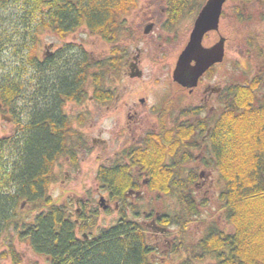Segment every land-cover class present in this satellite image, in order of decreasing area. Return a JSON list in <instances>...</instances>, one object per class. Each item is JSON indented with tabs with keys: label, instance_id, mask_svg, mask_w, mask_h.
Listing matches in <instances>:
<instances>
[{
	"label": "trees",
	"instance_id": "obj_1",
	"mask_svg": "<svg viewBox=\"0 0 264 264\" xmlns=\"http://www.w3.org/2000/svg\"><path fill=\"white\" fill-rule=\"evenodd\" d=\"M104 1L0 0V56L8 49L22 63L18 76L0 77V113L17 126L12 134L0 135V249L6 244L1 256L15 264L21 262V255L13 237L28 240L33 251L47 256L50 264H155L153 243L138 219L127 217L123 210L114 225L86 240L78 236L75 220L67 217L49 192L55 165L68 154L70 126L64 115L62 127L60 107L65 99L86 97L89 74L55 66V62L46 73L40 55L42 38L48 29L65 36L72 27L89 24L91 4ZM28 67L34 74V96L29 98L23 93L22 78ZM102 79L98 77V87ZM259 85L248 79L232 86L223 123L216 122L211 134V156L224 185L220 190L224 221L234 230L211 226L199 240L187 244V225L200 214L190 185L192 175L187 178L180 169L170 172L164 167L151 173V188L174 197L180 205L179 213L161 222L173 223L181 231L172 252L185 254L182 264H198L208 255L217 259L213 264H264V86L261 90ZM20 98L25 108L17 110ZM125 167L101 166L98 171L103 184L122 191L123 201L132 187ZM184 177L190 181H182ZM25 203L42 206L31 220L21 215Z\"/></svg>",
	"mask_w": 264,
	"mask_h": 264
},
{
	"label": "flooded vegetation",
	"instance_id": "obj_2",
	"mask_svg": "<svg viewBox=\"0 0 264 264\" xmlns=\"http://www.w3.org/2000/svg\"><path fill=\"white\" fill-rule=\"evenodd\" d=\"M206 2H95L91 4V23L85 21L72 27L67 35L58 36V43L44 44L41 57L46 64V73L51 70L50 63L55 62V66H69L76 73L89 74L86 97L65 99L60 107L63 113L62 127L66 123L64 115L70 126L68 154L62 157L69 165V170L77 169V173L80 171L81 160L85 159L81 156L87 154L91 147L100 152H111L99 160L96 187L91 198L87 191L73 196L72 190L66 186L70 171H65V176L60 179L63 183L62 202L59 203L50 193L54 203L62 207L68 218L75 220L78 225L77 234H81H78L79 237L89 239L90 233L81 230L82 226H94L99 208L110 210L114 203L119 219L123 210L129 218L142 219L140 223L150 230L151 233L147 231V234L150 241L154 242V251H157L159 244L166 239L164 232L167 225L161 221L163 218H172L176 212L173 213L170 207L162 210L166 207L165 201V206H162V197L172 196L151 188V173L163 167L170 172L180 169L186 177L192 175L193 179L190 181L184 177L182 181H190V185L197 190L204 187L209 192L215 186L213 175L217 165L211 156V134L216 122L222 125L228 99L233 97L232 86L236 85H223L221 80L224 75L219 73L227 56L228 39L222 26L227 3L218 29L208 31L203 38L205 47L213 46L221 38L226 39L224 60L209 68L195 88L184 87L173 79L178 59L191 39L196 20ZM239 8L243 11V20L251 18V21H264V0H241ZM48 34L54 35V32L48 29ZM262 36L263 32L260 36L256 33L254 39L259 40ZM254 46L260 62L258 72L251 80L256 84L259 82L260 89H263L264 42ZM53 58L58 60L53 61ZM98 77L103 78L101 87L97 85ZM146 77L149 82H145ZM86 102L97 107L99 114L95 116V125L103 114H111L108 117L111 120L109 140L103 138L104 132L100 128L96 135L91 133L90 140L87 139L81 128L86 121L85 114L78 112L70 115L66 111L68 104ZM2 117L11 121L3 114ZM88 143L92 144L90 148ZM101 166L109 170L126 169L125 166L129 168L132 187L125 192L124 201L119 198L122 193L120 189L112 191L111 187L99 180L98 171ZM76 179L74 177L72 181ZM141 203L144 207L139 212L136 209H141ZM167 242L170 244L169 240ZM154 251L151 257L155 255Z\"/></svg>",
	"mask_w": 264,
	"mask_h": 264
},
{
	"label": "rangeland",
	"instance_id": "obj_3",
	"mask_svg": "<svg viewBox=\"0 0 264 264\" xmlns=\"http://www.w3.org/2000/svg\"><path fill=\"white\" fill-rule=\"evenodd\" d=\"M198 2L200 0H197ZM241 7V0H231L227 2L224 11V17L222 21V26L224 29L225 36L228 39L227 44V56L226 60L222 67L219 68L220 74L224 75V78L221 80V83L225 86H231L234 84H244L248 79H252V76L259 70V56L257 51H255V46H259L261 43L264 42V21H251L243 20V16L241 13V9H237ZM240 12V15H238ZM263 32V36L259 37V40H255L254 36L257 33L260 36V33ZM83 34L80 32L79 34ZM58 34L54 35H46L42 38V43L40 47V55L44 52V44L50 42H59ZM73 39V38H71ZM2 61L0 62V77L7 73H13L14 76H18V70L22 63L18 61V58L12 54L11 50H5L3 52V56H0ZM258 64V65H257ZM22 71V70H21ZM25 83V90L23 93L26 96L33 97L32 93L34 92L32 81L34 78L33 71L30 67L28 70L25 71V74L22 77ZM153 82V80H150ZM143 82V81H139ZM145 82H149L148 77H146ZM260 87V85H259ZM262 90V89H261ZM18 107L19 110L22 106V98L18 100ZM25 108V106H22ZM97 107L94 106L91 102H86L85 104H68L66 107V111L70 115H76L78 112H82L84 115L85 122L81 127L84 134L86 135L87 139L90 140L91 133L96 135L100 128L103 132V138L109 140L111 136L110 128H111V120L108 117L111 115L103 114L99 121L95 122V116H97ZM75 110V111H74ZM87 123L86 126L84 124ZM17 126L13 121H8L6 118L2 117V113H0V135H7L12 134L15 131ZM88 147L92 146L91 143H88ZM111 152L102 151L91 147V150L88 151L87 154H84L85 159L81 160L80 171L77 173V169L69 170V165L66 163L65 158H61L55 165L54 168V175L55 180L50 186L49 192L55 197L57 201L62 202L61 192H62V179L65 176V171H70V179L66 182V186L70 190H72L73 196H78L83 194L85 191L88 192L89 198L92 196V192L95 189V176L97 173L98 166L100 164L99 160L101 157H106ZM83 155V154H82ZM80 161V159L78 160ZM76 177L77 179L74 181L73 178ZM213 178L215 179V186L213 189H210L209 192H206V188L201 187L199 190L197 188L192 187L193 193L196 196L199 202L200 214L194 221H192L188 226L186 232V243L191 244L199 240L211 226L218 225L222 230L225 232H230L234 230L231 224H227L224 220V206L223 202L220 199V190L223 188V181L220 178V175L217 171H215ZM215 192V193H214ZM96 195V194H95ZM98 199V195H97ZM166 207L162 208V210H167L168 207L172 210V212L179 213L180 212V205H178L177 200L174 197L170 198H163L162 197V206ZM176 202V204H175ZM34 205H22V212L21 215H26L28 220L33 219L36 213L41 209V205H38V208H34ZM97 206V205H95ZM142 206L144 205L141 203V209L143 210ZM137 209H139L137 207ZM136 209V210H137ZM24 210V211H23ZM99 215H96V224L94 226H82L81 230H87L88 233L92 236L93 234L97 233L101 228L109 227L114 225L119 219V213L116 212L115 204L113 203L110 210H103L99 208L97 211ZM75 219V218H74ZM140 222L142 219H138ZM92 224V222L90 223ZM164 227V226H163ZM168 227V228H167ZM166 232H164V239L159 245L160 248L157 251H154L152 260L155 264H182L183 259L185 258V254H173L172 248L174 246V241L177 242L179 239V233L181 232L173 223L170 226H167ZM80 230V231H81ZM149 234L151 233L150 230L146 229ZM79 234V232H78ZM81 236V234H79ZM10 236V235H9ZM177 237V238H176ZM7 238V236H6ZM167 240L170 241L168 244ZM4 242H7L4 239ZM12 243L15 246L16 251L21 255V262L19 264H50V259L45 255L36 254L33 249L31 248L28 240L24 242H20L18 238L13 237ZM154 244V242L152 241ZM6 244L0 249V264H15L13 259L11 258H3L1 256V252L6 249ZM217 259L214 256L208 255L206 259L199 262L198 264H213L216 263Z\"/></svg>",
	"mask_w": 264,
	"mask_h": 264
},
{
	"label": "water",
	"instance_id": "obj_4",
	"mask_svg": "<svg viewBox=\"0 0 264 264\" xmlns=\"http://www.w3.org/2000/svg\"><path fill=\"white\" fill-rule=\"evenodd\" d=\"M228 1L207 0L196 20L191 39L178 59L173 72L175 82L187 88H195L209 68L224 60L226 39L221 38L213 46L205 47L203 38L208 31L218 29L220 17Z\"/></svg>",
	"mask_w": 264,
	"mask_h": 264
}]
</instances>
